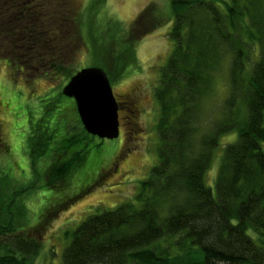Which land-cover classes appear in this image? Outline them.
<instances>
[{"label":"trees","instance_id":"trees-1","mask_svg":"<svg viewBox=\"0 0 264 264\" xmlns=\"http://www.w3.org/2000/svg\"><path fill=\"white\" fill-rule=\"evenodd\" d=\"M33 1L0 0V56L22 70L40 65L43 76L64 81L71 74L66 57L85 46L78 23L45 22L44 13L38 19L34 10L41 8ZM218 2L170 0L174 47L153 90L158 161L133 201L88 217L72 232L63 264H264V0L223 1L224 11ZM164 22L158 5L149 3L124 36L98 38L91 31L94 67L122 74L137 42ZM55 97L48 111L61 107L70 114L63 126L53 118L47 137L31 135L29 155L43 157L53 183L83 191L44 224L90 190L105 166L100 151H86L93 135L74 100ZM118 105L127 120L135 116L129 99ZM233 131L236 140L219 158L214 194L205 175L221 137ZM52 138L50 160L44 153ZM7 149L0 137V150ZM0 235L10 239L0 242L7 247L0 264H27L39 251L30 229L7 223Z\"/></svg>","mask_w":264,"mask_h":264},{"label":"rangeland","instance_id":"rangeland-1","mask_svg":"<svg viewBox=\"0 0 264 264\" xmlns=\"http://www.w3.org/2000/svg\"><path fill=\"white\" fill-rule=\"evenodd\" d=\"M223 1L228 0H219L222 11L225 10ZM33 3L37 9L41 8L39 11L33 9L35 17L44 13L45 22L52 18L66 23L67 27L75 18L73 24L78 23L85 46L76 45L72 51L77 50V53L72 57L69 53L70 60L66 57L71 74L64 81L55 76H43L40 65H36V71L27 67L22 70L17 65H10L2 57L5 55L0 56V137L8 146L6 151L0 150V225L9 223L18 231L30 229L38 237L39 251L27 264H63V252L72 232L88 217L133 201L140 183L147 179L158 161L156 124L159 108L153 90L174 47L169 36L173 18L170 0H38ZM149 3L158 5L165 18L164 24L137 42L133 63L127 65L122 74L108 76L116 97L123 103L129 99L135 116L129 117L130 121L120 118L121 133L117 138L93 136L86 147L91 156L100 151L105 165L111 164L110 176L103 179L101 185L61 207L44 224L61 203L83 189L62 182L53 183L45 170L43 157L29 155V138L31 135L47 137L51 133V122L57 119L56 122L63 126L65 117L70 114L61 107L50 111L47 107L51 99L62 94L72 75L98 63L91 55L90 32L98 38L104 37L100 36L105 32L115 37L117 34L124 36ZM111 41L113 49L119 50L116 42ZM124 112L120 114L127 116ZM236 137L235 131L223 135L220 146L214 151L205 175L206 184L214 194L219 158L224 146L234 142ZM54 141L52 138L44 153L50 160L55 154ZM9 240L0 235V242ZM5 252L7 247L0 246V254Z\"/></svg>","mask_w":264,"mask_h":264},{"label":"water","instance_id":"water-1","mask_svg":"<svg viewBox=\"0 0 264 264\" xmlns=\"http://www.w3.org/2000/svg\"><path fill=\"white\" fill-rule=\"evenodd\" d=\"M72 98L84 130L98 138L114 139L119 135V105L107 73L86 67L72 75L62 89Z\"/></svg>","mask_w":264,"mask_h":264},{"label":"flooded vegetation","instance_id":"flooded-vegetation-1","mask_svg":"<svg viewBox=\"0 0 264 264\" xmlns=\"http://www.w3.org/2000/svg\"><path fill=\"white\" fill-rule=\"evenodd\" d=\"M125 118V115H121L120 114V112H119V119L120 118ZM124 120H127V119H124ZM120 126H121V120H120ZM131 128V127H130ZM120 133H121V129H120ZM108 164V163H107ZM105 165L104 166V168L103 169H101V171H100V173L97 175V177H96V179L94 180V181H92V182H90L91 183V188H93V187H95V186H98V184L99 185H101L102 184V182H104L103 181V179H105L106 177H108V176H110V166H111V164H108V165ZM113 166H114V163H113ZM103 170H104V172H103ZM90 185V184H89ZM87 186V185H86ZM88 187V186H87ZM90 188V189H91Z\"/></svg>","mask_w":264,"mask_h":264}]
</instances>
